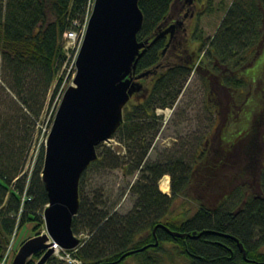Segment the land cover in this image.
<instances>
[{"label":"trees","instance_id":"obj_1","mask_svg":"<svg viewBox=\"0 0 264 264\" xmlns=\"http://www.w3.org/2000/svg\"><path fill=\"white\" fill-rule=\"evenodd\" d=\"M175 1H138L143 17L136 36L138 42L157 35ZM92 2L0 0V57L6 68L5 83L31 118L39 116L46 93L65 62L63 37L83 28ZM197 3L199 16L214 13L222 6L213 9L212 0H196ZM223 11L221 23L211 38L204 40L196 26L191 37H186L175 50L171 61L165 57V52L170 51L166 49L167 37L150 45L138 60L134 76L149 71L139 81L146 86L123 108L122 124L111 137L126 149V154L121 156L104 143L96 147L97 159L79 180V208L71 223L75 237L85 233L87 238L80 240L78 248L60 252L62 256L68 254L80 264H126L128 259L133 264H264V156L258 193H253L246 184L232 189L217 187L215 181L223 178L221 172L233 164L232 154L236 153L237 145L227 135L219 139L223 149L212 147L208 153L202 146L191 164L182 159L151 165L145 161L158 130L156 109L173 107L189 75L196 70L200 72L206 65L218 86L209 88V102L218 94L219 86L231 93L240 107L235 114H239V122L229 125L237 135L245 132L250 137L251 131L243 130L242 123L248 121L254 106L244 90L256 74L264 77V61L259 60L264 53V0H232ZM193 41L198 45L196 49L190 48ZM61 82L58 79L52 97ZM247 105H251L250 113L242 115ZM211 109L215 117L220 115L218 105ZM27 135L22 137L18 126L11 131L7 127L0 144V263L11 238H16L24 226H30L27 239L44 230L43 210L48 204L41 178L44 148H39L32 169L23 175L33 145V137ZM194 142L197 146V141ZM212 153L218 162L210 163L206 158ZM92 169L138 172L139 177L131 187L136 196L131 212L118 220L105 209L106 203L100 196L95 195L92 200L84 196L85 179ZM245 174L243 166L242 175ZM165 175L170 176V196L158 189V182ZM192 180L195 181L192 200L198 204L195 211L191 215L188 209L171 214L175 200L187 201L186 192ZM211 192L217 194L211 196ZM169 232L184 236L175 237ZM41 255L36 253L27 264H35Z\"/></svg>","mask_w":264,"mask_h":264},{"label":"rangeland","instance_id":"obj_2","mask_svg":"<svg viewBox=\"0 0 264 264\" xmlns=\"http://www.w3.org/2000/svg\"><path fill=\"white\" fill-rule=\"evenodd\" d=\"M231 2L232 0H212L213 9H216L219 4H222L221 8L214 13H205L200 16L198 15L200 4L197 3L195 11L197 10L198 12L196 11L195 16L186 22L187 29L184 31V37L190 38L192 33H194V28L197 26V29L198 31H201L204 40L211 38L221 23L224 16V8H226ZM194 3H196V1ZM82 29L78 30L79 34L76 39L73 40L74 47L68 46L66 43V36L63 37V51L66 59L57 74L56 80L46 93L42 109L37 118H31L30 114L22 108L16 97L7 88L5 83V81H7L5 74L6 68L0 57V144L3 141V135H5L7 127L9 131H11L18 126V129L21 130L22 137L26 133H28L27 136L30 135L33 137V145H31L25 160L23 175L28 174L32 169L39 148L41 146L44 148L47 134L50 130L63 93L72 85L75 75L73 60L77 52L76 49L78 50L79 48L80 33H82ZM197 46L196 42L193 41L190 48L196 49ZM173 55L174 52H170L169 50L165 52V57L166 59H169V61H171L170 59ZM259 60L264 61V53ZM210 70L211 68L206 65L200 70V72H197V70L192 72L186 80L175 105L167 109H156L155 114L159 119L155 121V124L157 125L158 130L145 161L151 165L162 162L164 163L169 159H182L185 164H191L192 159L196 158L198 153L202 151V146L206 149L212 147L217 150L223 149V145H221L219 141V134L220 136L227 135L231 138V141H234V144L237 145L236 153L235 155L232 154L233 164H228V166L221 172L220 175L223 178H217L218 180L215 181L217 187L229 186L228 188L232 189L239 184H246L251 188L253 193H258L260 189L259 171L264 156V85L261 83V77L263 76L259 77L256 74L254 79L248 80L247 88L244 90L245 94L249 95V99L253 101L252 107L254 106L251 113V105H247L246 110L241 113L242 115H248V113H250L248 121L242 123V126L245 127L243 130L249 129L251 131L250 137L247 138L245 132H242L244 133H241L242 135H237L235 128L229 125L232 123L237 124L239 122V114L238 116L235 114L239 113L240 107L239 104L236 105L232 100L231 93L219 86L218 94L213 95L209 102L208 91L211 88L216 89L218 87L216 86V79H213L215 77L213 76L211 78ZM150 74H155V72H151ZM60 78L62 79L60 88L58 89L57 94L52 97L55 85ZM141 84L142 88L146 86L144 83ZM215 104L218 105L220 114L217 117L214 116V111L211 109ZM230 116L231 118H229ZM194 141H197V146H195L196 142ZM249 142H252V145H250ZM104 144L121 156L126 154V149L116 140L111 139L110 142ZM244 149L247 151L248 158L246 156V151L243 152ZM240 154L242 157H240ZM213 156V153L211 155L207 154L206 158L209 159L210 163L218 162L217 157L213 158ZM250 157H252L251 161H253V168L247 164ZM256 163L257 165L259 164L258 167H255ZM243 166L244 169H246V174L244 176L242 175ZM138 177V172L129 174V170H123L121 172V170L116 169L98 172L95 169H92L89 171L85 179L84 196L91 200L95 195H97L96 197L100 196L102 201L106 203L107 207L105 209L109 214L119 220L120 217L131 212L134 207L136 196L132 194L131 187ZM193 179L196 180L195 177ZM165 180L167 189L166 191H163L161 183H164ZM194 180H192L189 189L186 192V204L184 205L185 202L180 199L175 200L172 203L170 210L171 214L182 213L188 209L189 215H191L195 211L198 204L192 200V197L195 196L193 191L195 188ZM158 189L161 193L170 196L169 175H165L159 180ZM215 194L214 192L210 193L211 196H214ZM206 204L210 203L206 202ZM29 229L30 226L26 225L20 230L16 238H11L4 260H2L0 264H11L14 255L20 247V242L26 240L28 236H30ZM44 231L45 230H43V232ZM43 232H41V234ZM76 238L84 240L87 236L85 233H80L76 235ZM52 257L55 260L47 261L45 264H74L69 259H59L55 252ZM126 264H133V261L128 259Z\"/></svg>","mask_w":264,"mask_h":264},{"label":"water","instance_id":"obj_3","mask_svg":"<svg viewBox=\"0 0 264 264\" xmlns=\"http://www.w3.org/2000/svg\"><path fill=\"white\" fill-rule=\"evenodd\" d=\"M138 1L92 2L72 85L63 93L45 140L41 172L48 198L43 210L45 231L25 240L11 264H27L36 253L42 255L35 264H45L54 254V244L62 250L80 246V239L71 230L79 208L80 177L97 159L96 147L110 142L121 126L123 108L142 89L139 81L149 75L147 71L134 76L138 60L160 38L169 36L170 41L183 25V20L171 13L179 14L184 6L194 3L176 0L157 35L138 42L143 20ZM239 248L242 251L240 244Z\"/></svg>","mask_w":264,"mask_h":264},{"label":"flooded vegetation","instance_id":"obj_4","mask_svg":"<svg viewBox=\"0 0 264 264\" xmlns=\"http://www.w3.org/2000/svg\"><path fill=\"white\" fill-rule=\"evenodd\" d=\"M196 0H194V2H195ZM197 5H196V3H193V4H190V5H186V6H184V9L182 10V12L181 13H179V14H175L174 12L173 13H171L173 16H176V17H179V18H181L182 20H183V25H182V27L180 28V29H178V30H175V34L171 37V39H170V41H169V38H168V36H166L167 37V40H168V46L166 47V49H170V51L171 52H175V50L178 48V47H180L182 44H183V42H184V40H185V38L186 37H184V31L187 29V24H186V22L188 21V20H191L194 16H195V13H196V11H195V7H196ZM186 16V17H183V16ZM171 22H173V21H171ZM165 52V51H164ZM217 119V118H216ZM221 136H220V134H219V139H221L220 138ZM208 142V141H207ZM206 142V143H207ZM250 145H252V143H250ZM205 148V147H204ZM205 150H206V152H208L209 153V151H210V148H205ZM251 150V149H250ZM246 156H247V158H248V155H247V153H246ZM251 159H252V157H250L249 158V160H248V162H247V164H248V166H250L251 168H253V161H251ZM259 166V164L257 165V163L255 164V167H258Z\"/></svg>","mask_w":264,"mask_h":264},{"label":"built area","instance_id":"obj_5","mask_svg":"<svg viewBox=\"0 0 264 264\" xmlns=\"http://www.w3.org/2000/svg\"><path fill=\"white\" fill-rule=\"evenodd\" d=\"M84 30H85V25L83 26V29H82V33H80L81 34V36H80V42H79V47H80V45H81V42H82V39H83V35H84ZM78 32H73V31H71V32H67L66 33V43H67V45L68 46H70V47H74V39H76V37L78 36ZM72 44V45H71ZM78 50H79V48H78ZM78 50L76 49V55H75V58H74V60H73V63H75V59H76V56H77V53H78ZM52 248H53V250L55 251V254H56V256L59 258V259H63V260H66V259H69V260H71L72 261V263H74V264H80V262L79 261H77V260H75V259H73V258H71L68 254H66V255H64V256H62L61 254H60V252H66V251H64V250H61L56 244H54L53 246H52Z\"/></svg>","mask_w":264,"mask_h":264},{"label":"bare ground","instance_id":"obj_6","mask_svg":"<svg viewBox=\"0 0 264 264\" xmlns=\"http://www.w3.org/2000/svg\"><path fill=\"white\" fill-rule=\"evenodd\" d=\"M161 188L163 191H166V189H167L166 180L164 181V183H161Z\"/></svg>","mask_w":264,"mask_h":264}]
</instances>
